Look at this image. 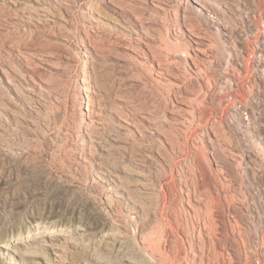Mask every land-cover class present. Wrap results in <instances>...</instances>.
I'll return each mask as SVG.
<instances>
[{"label": "rangeland", "instance_id": "rangeland-1", "mask_svg": "<svg viewBox=\"0 0 264 264\" xmlns=\"http://www.w3.org/2000/svg\"><path fill=\"white\" fill-rule=\"evenodd\" d=\"M115 1L44 0L52 13L37 19L29 16L34 0H0V89L10 95L0 100V264H264V0H241L250 27L238 20L241 9L224 10L229 0H199L218 12L221 30L209 28L191 0H169V12L145 10L164 77L181 70L177 93L151 77L148 63L122 58L113 41L128 34L120 10L135 8ZM184 25L205 31L210 49L191 57ZM85 35L103 49L92 64ZM26 57L46 87L41 95L32 83L21 87L38 114L7 84L25 73ZM181 92L194 96L196 114L167 136L171 146L121 129L118 118L127 115L174 124ZM44 230L69 235L56 237L53 249L24 242ZM12 240L31 253L7 250Z\"/></svg>", "mask_w": 264, "mask_h": 264}, {"label": "bare ground", "instance_id": "bare-ground-1", "mask_svg": "<svg viewBox=\"0 0 264 264\" xmlns=\"http://www.w3.org/2000/svg\"><path fill=\"white\" fill-rule=\"evenodd\" d=\"M126 1L129 2V4L131 3L130 6L133 5V7L135 8V10H133V11H131V9H129V8H128L129 10L127 9L128 11L120 10L121 11V14H122L121 17H122V19H123L124 22L126 21L125 24L128 27V28L126 27L127 28L126 29V32H128V34H126V35H118V36L117 35H115V36L113 35L114 36L113 37V39H114L113 41H114L115 45L118 47V49L120 50V52L122 53V54L120 53L121 56H123L122 58L134 62L135 64L139 65L138 67H140V68H143L145 66L144 63H148V65L151 66V71H152V74L154 75V76H151V77H154V80H156V82L157 81H160V82H163L164 81V82L168 83V85L170 86V88L174 89L176 91V93H177L182 88H185L183 86V85H185L183 83L184 80L181 79L182 78L181 77V74L182 73H180L181 70L179 71L177 68H174V70L171 73H168L167 78L164 77V76H166L165 69L162 67L161 59L159 57V54L157 53V51L159 49L158 48H155L156 46L154 45V44H156L155 43V40H154V35H152V34L149 33L150 31L148 30L147 26L145 25V23H146V21L148 19L145 16V10L148 7H150V9L152 10V12H157V11H160V12L161 11H163V12H166L167 11V12H169V9L168 8H162V7H165L166 6V2H168L169 0H126ZM176 1H177L178 4L181 3V0H176ZM191 1H193L194 5L198 6V10L196 11V15L199 16V17H201V19L206 20V23L209 26V28H212L214 30H218L220 28V26H219L220 23H218V21H219L218 12L215 9H208V4H205V3H203V2H201L199 0H191ZM100 2L103 5H106V6H109L110 5V6H113V7L114 6L117 7L116 4L119 1H115V0H100ZM229 3H230L229 4L230 7H228V6L225 5L224 10H226L228 13L232 14V12L235 11L233 8H236V10L241 9L240 11H241V13L242 12L244 13L243 14L244 17L242 16V18H241L239 16L240 19H238V18L237 19L240 20V21H242V24L244 23L247 27H250L251 24H250V21H249V18H248V15H249L250 11H249V9H246V8L242 9V7L245 6L243 4V2L241 0H239V1L238 0H236V1L235 0H229ZM29 8H30V15L29 16L31 17V14H33L37 19H40L42 16L43 17L50 16L51 13H52L50 11L48 5H46L44 3V0H34V4H31ZM130 8H132V7H130ZM224 10H222V12H225ZM184 27L186 28V32L187 33H185V32L182 33V40L187 44V47H189V52H187V53H190L191 57H196V53L197 52L198 53H202V52L205 51L204 49H210V45L207 43V40L205 38V34H206L205 31L204 32H202V31H197L196 32L194 30V27L193 26H190V25L187 26V27L184 25ZM244 28H246V27H244ZM222 29H223V32L222 33H225L226 37H228V39L231 42L232 41L231 40L232 39V32L229 31V29H228L227 26H224V28H222ZM220 30H221V28H220ZM131 33H132V35H131ZM245 33H246V36H247V34H252L253 33V29L248 28V29H246V32L244 31V34ZM93 39L94 38H92V37H90L88 35H85V36H83L80 39V42H81V44L83 45V48H84V53L87 54L89 63H91V64L94 62L95 57L98 56V53L97 52L100 50L99 48H98L99 50L97 49L98 46L94 43ZM108 39H110V38H108ZM111 44H112V42H111ZM258 49L260 51H262V49H260V47H258ZM101 50H103V49H101ZM118 51H115V52L118 53ZM118 55H119V53H118ZM186 56H187V54H186ZM234 56L235 57H234L233 60L236 61L237 60V51L234 52ZM232 58H233V56H232ZM30 59L28 57H26V58L23 59V62H24L23 66L25 68V73L21 77H19V79L16 80V81L13 78L9 77L7 79V84H8V88L13 91L14 95L19 100H21L24 103L25 106H27V108H28V110L30 112H33L35 114H38L39 113V110L37 108H32V107L28 106L29 104H31V99L28 97V93H23V91L21 90V87L22 86H24V88H26V89H29L30 87L27 86L26 83H32V84L36 85L37 88H38V91L35 93V95H41L43 92L46 91V87L45 86L42 87V85H41L42 84V81L40 79V76L33 69V67H32L33 64H32V61ZM229 59H231V58H229ZM142 65H144V66L142 67ZM258 67H259V65H258ZM258 69L259 68H257V70ZM186 74H188V73H186ZM186 74H184V75H186ZM189 75H191V74H189ZM86 76L88 78H91V74L90 73H86ZM185 80H186V78H185ZM21 81L25 85L21 84ZM90 83H91L90 84L91 88H93L95 86L94 83H92L91 81H90ZM87 88L88 87H84L83 90L85 92H87L88 91ZM185 91H187V90H185ZM174 95H175V93H174ZM9 96L10 95L7 94L6 90H5V92H2V90L0 91V100L5 99V98H8ZM193 98H194V96H193ZM193 98L191 97V99H192L191 100L190 98L186 97L185 94L182 95V92H181V94L179 96L177 95V97H174L173 98V100H174V102L172 101V109H173V111L170 112V113H172V115H173L174 124H172V122H171V124L169 123V124L164 125L160 121L158 122V120H157L158 118H155V116L153 117V116H150L149 114H147V115L141 116V120L131 119V118H129L128 115L127 116L125 115L126 117H123L122 116L123 118H118V120L120 121L119 125L121 126V129L124 130L127 133L134 132V133H136V135L138 134L139 137H142V138H143V133H148V136L150 135V136H152V138L153 137H157L158 139H162V142L164 144H168V145L171 146L172 143H169L170 141H168V139H167L168 137L167 136L168 135H171V136L174 135L175 136L176 134H174L175 133L174 131H178V130L181 131V130L187 128L188 123H190V122H192L194 120V117H195V114L196 113L190 107L191 106L190 104L193 102ZM0 105H1V103H0ZM196 107H197V104H196ZM86 110H88V112L85 114V117L88 118V120H89L90 119L89 117H90L91 111L88 109V100H87V103H86ZM198 113H200V112L198 111ZM259 113H260V111H259ZM4 115H6V114L3 111L2 107L0 106V120H1V117L3 119L6 118ZM10 115L15 120H19L20 119V120L23 121L22 116H20V113L18 111H16V110H13L12 109V111H10ZM199 115H201V113ZM257 115L259 116V114H257ZM259 118H261V117L259 116ZM199 119L201 120V118H199ZM162 121H164V120H162ZM190 125L193 126L194 124L192 123V124H189V126ZM247 125L249 126V124H247ZM203 126L204 125H202V127ZM206 126H208V125H206ZM205 130H206V127H205ZM210 131H212V129ZM86 135H87L88 141L90 142L91 140L89 139V135L88 134H86ZM257 135H260V134H257ZM205 136H209V135H205ZM214 136H215V134H214ZM261 138H263V137H261ZM170 140H171V137H170ZM206 141H207V139H206ZM157 142L160 144L159 141H157ZM162 142H161V146H163V143ZM207 142L208 143L211 142L210 141V137H208V141ZM211 144H213V142H211ZM213 145H211L212 148H214ZM88 147H90V146H88ZM173 148H171V149H173ZM164 150H166V149H164ZM248 152H251V151H248ZM168 153H167L166 157L168 156ZM254 153H255V151H254ZM196 155H198V154H196ZM160 157L163 158L162 154H161ZM246 164L247 163H245V165ZM248 165L249 164H247V166ZM246 167H244V168H246ZM248 167H251V166H248ZM99 173H100V171H99ZM44 231L43 232H39V233H37V232L34 233L33 235L30 236L29 239L26 240V238H25L24 239V242L26 244L32 243V242L42 243L44 246H48V247H50V249H53L54 247H56L55 244H57V243H55V244L53 243V242L56 241L55 238L56 237H60V236H61V238H63L64 235L67 234V233H65L63 235V233H62L63 230H62V232L61 231H58V230H54V231H49L48 230L47 232L46 231L44 232ZM62 235H63V237H62ZM67 235H69V234H67ZM44 238H46V240H43ZM142 239H141L142 242H141V246L139 247V251H141L142 253H145L146 254V252H148V250H150V249H147L148 247L146 248L145 245H143L146 242L143 243L144 241ZM148 239H150V238H148ZM16 244H22V243H20L19 241H16V240H12V241H10V244L7 245V250H11L16 255H18V254H24V252H20L15 247ZM26 244L23 245V246L24 247L28 246ZM158 247H159V245H158ZM30 253H27V254H24V255H29ZM152 254H150V256ZM152 257H154V256L152 255ZM153 260H155V259H153Z\"/></svg>", "mask_w": 264, "mask_h": 264}]
</instances>
